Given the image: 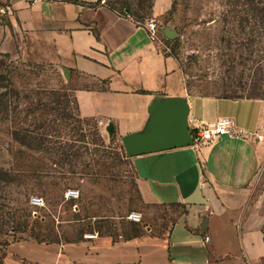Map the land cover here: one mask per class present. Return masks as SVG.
<instances>
[{
	"label": "crops",
	"instance_id": "obj_1",
	"mask_svg": "<svg viewBox=\"0 0 264 264\" xmlns=\"http://www.w3.org/2000/svg\"><path fill=\"white\" fill-rule=\"evenodd\" d=\"M5 1L12 13L0 21V52L29 51L69 70L80 116L101 130L113 124L120 140L142 134L152 105L174 97L188 102L190 127L230 117L243 135L131 157L141 203L161 211L156 220L23 240L3 263L264 264V98L189 96L178 60L108 0ZM171 2L153 0L152 15Z\"/></svg>",
	"mask_w": 264,
	"mask_h": 264
},
{
	"label": "rangeland",
	"instance_id": "obj_2",
	"mask_svg": "<svg viewBox=\"0 0 264 264\" xmlns=\"http://www.w3.org/2000/svg\"><path fill=\"white\" fill-rule=\"evenodd\" d=\"M152 1L112 2L157 22L189 96L264 98V0H172L158 16ZM74 86L29 51L0 52V264L17 241L68 240L90 223L106 232L130 212L149 222L161 213L141 203L122 140L80 116ZM69 188L79 197L67 198Z\"/></svg>",
	"mask_w": 264,
	"mask_h": 264
},
{
	"label": "water",
	"instance_id": "obj_3",
	"mask_svg": "<svg viewBox=\"0 0 264 264\" xmlns=\"http://www.w3.org/2000/svg\"><path fill=\"white\" fill-rule=\"evenodd\" d=\"M61 69L68 81L69 70ZM150 111L152 120L144 133L132 132L122 137L123 148L129 157L194 145L189 126V105L185 99L173 97L156 102ZM106 131L112 137L113 124H109Z\"/></svg>",
	"mask_w": 264,
	"mask_h": 264
},
{
	"label": "built area",
	"instance_id": "obj_4",
	"mask_svg": "<svg viewBox=\"0 0 264 264\" xmlns=\"http://www.w3.org/2000/svg\"><path fill=\"white\" fill-rule=\"evenodd\" d=\"M4 3H0V17L4 15H10L12 13V9L9 6V4L6 1H3ZM145 28L148 31V36L151 40L157 39V31L158 26L157 22L154 19L147 20L144 24ZM191 134L194 142V146H201L206 145L214 140H217L221 138L224 135L229 136H236L240 137L242 136L241 130H238L235 126V121L231 119L230 117H222L218 118L214 122L209 123H203L196 127H190ZM79 191L75 188H69L65 196L67 198H78L79 197ZM34 206H39L43 204V198L40 196H33L31 199V202ZM128 218L134 221H141L142 215L139 212H130L128 214ZM88 238H95L97 236L96 233H86L84 235Z\"/></svg>",
	"mask_w": 264,
	"mask_h": 264
},
{
	"label": "trees",
	"instance_id": "obj_5",
	"mask_svg": "<svg viewBox=\"0 0 264 264\" xmlns=\"http://www.w3.org/2000/svg\"><path fill=\"white\" fill-rule=\"evenodd\" d=\"M112 1H114V0H109V1H107L106 4L108 5L109 8H111L112 10L117 11L118 13L120 12V13L129 14V16H131L135 21H137L139 23H143V21L147 18L146 15L145 16H140L137 13H134L130 5H123L121 7V9H118V7L116 5H114V3ZM117 1L118 0H115V2H117ZM152 7H153V1H152L151 5H150L151 10H152ZM59 91L60 90L54 89V90H51L50 92L53 93V94H56ZM74 95H75V93H74V89H73V95L72 96L74 97V100H75V103H76V106H77L76 97ZM77 110H78V106H77ZM11 179H14V178H11ZM3 181H6V180L3 179ZM57 240H59V239H57ZM53 241H56V240H53ZM53 241H49V242H45V243H50V242H53ZM17 242H19V241H17ZM41 242L44 243V241H41Z\"/></svg>",
	"mask_w": 264,
	"mask_h": 264
}]
</instances>
